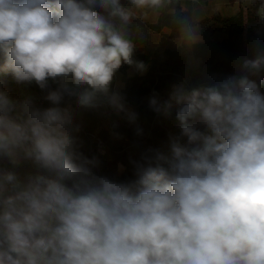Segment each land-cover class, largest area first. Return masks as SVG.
I'll return each mask as SVG.
<instances>
[{
	"label": "clouds",
	"instance_id": "obj_1",
	"mask_svg": "<svg viewBox=\"0 0 264 264\" xmlns=\"http://www.w3.org/2000/svg\"><path fill=\"white\" fill-rule=\"evenodd\" d=\"M132 16L122 0H0V84L35 82L47 104L0 87V264H264V94L252 78L264 51L240 75L153 92L150 109L175 108L178 134L168 153L130 159L133 178L96 175L99 159L81 151L77 109L123 114L144 134L112 87L122 65L148 69Z\"/></svg>",
	"mask_w": 264,
	"mask_h": 264
},
{
	"label": "trees",
	"instance_id": "obj_2",
	"mask_svg": "<svg viewBox=\"0 0 264 264\" xmlns=\"http://www.w3.org/2000/svg\"><path fill=\"white\" fill-rule=\"evenodd\" d=\"M262 0H252L251 3L243 6L239 12L232 16H224L221 13H216L209 27L202 32L205 37L204 42L193 43V53L197 59L201 60L200 68L210 67L208 74L204 78H197V84L205 81H211L212 75L221 77L222 72L220 67L227 69L228 75H240L239 61L243 58H251L256 49L264 51V15L261 13ZM206 23V22H203ZM197 25L190 14L183 11L181 6L173 2L169 7L161 11L159 20L156 24L150 27L157 32H160L164 27L173 29L174 32L185 28ZM209 33L222 36V40H213L209 38ZM169 55V64L175 71H180L183 68H189V62L186 56L177 50H167ZM215 53H220L227 56L222 61L215 62ZM135 58L145 62L147 65L151 62L148 54L142 53L141 50L135 48ZM132 67L122 65L119 70L121 80L124 83V88L121 90L126 98L129 106L138 114V123L144 130L141 137H137L134 133V127L130 125L123 114L117 115L111 110H108V119L114 133H119L130 139L133 143L142 144L149 139L153 123L160 116L162 120H166L168 116L175 113V108L168 115H157L149 105V97L153 92L158 93L162 98H167L172 91H168V81L172 85H179L182 82L175 78L169 77V74L160 73L156 65L152 64L145 74H140L135 70L134 75H129L128 71ZM190 73L197 76V72L190 70ZM256 79L260 91L264 94V71L259 76L252 77ZM212 82V81H211ZM28 85L31 89L42 93L44 92L35 84L17 83L10 75L4 78V82L0 84L6 90L9 96L14 100H20L22 94L21 87ZM189 87V86H188ZM108 134V131L103 132ZM83 153L89 158L97 157V148L87 146ZM25 171H30L29 164L22 166ZM94 173L98 176H105V167L99 161V166L94 169ZM114 174H111V178Z\"/></svg>",
	"mask_w": 264,
	"mask_h": 264
},
{
	"label": "rangeland",
	"instance_id": "obj_3",
	"mask_svg": "<svg viewBox=\"0 0 264 264\" xmlns=\"http://www.w3.org/2000/svg\"><path fill=\"white\" fill-rule=\"evenodd\" d=\"M122 3L127 4V0H122ZM130 9L133 13V16L130 22L136 21L138 22V24L141 23V21L139 20V15L141 12L136 10L134 6ZM261 12L263 11L261 10ZM195 23L197 25L200 23V26L194 25L192 27L185 28L186 30L183 29L181 31H177L176 33H174V36H179L181 33H186V32H191V33L192 32L198 33L200 31L202 32L204 29H207L209 27V23H203V21L199 23L198 22H195ZM127 26L128 25L125 26V29L127 28ZM150 26L151 25H149L148 27ZM151 37L150 39H148L147 37V40H150L149 42L152 43L154 46V44L157 43L158 40H154ZM209 38L220 41L222 40L223 37L217 34L209 33ZM139 50H142V49H139ZM166 51L153 50V51L147 52V54L151 58V62L148 64V67L154 64L156 65L158 72L169 74V77L175 78L178 81L185 83L186 86H189V87H195L201 83H211V81H205V82H201L197 84V78L199 77L204 78L208 74L209 68H210L207 66L201 69L200 59H198L200 61L199 66L194 65L195 63L194 64L189 63L190 69L183 68L180 71H175V69L173 70V68H171V65L168 63L169 55L166 53ZM214 57H215V62L222 61L227 58V56L220 54V53H215ZM190 70L197 72V76H194L193 74H191ZM220 70L222 72L221 78L228 76L227 69L225 67L221 66ZM120 86H121V77L119 74H117L112 87L114 90L119 91ZM21 90H22V94L20 96L21 101L27 97H32L38 104L47 106L45 101L44 103H42L43 96H40L42 93L31 89L28 85H23L21 87ZM171 90H172V85L168 81V91H171ZM72 106L74 109L77 108L74 100L72 101ZM129 108L132 111H134L132 107L129 106ZM77 111L79 112L78 120H80L86 128L100 135L104 142V144L99 147L96 144H94L92 140L87 139L84 135L76 134L79 140L81 141V151L83 152L86 148H88L87 146H91L93 148L96 145L97 158L99 159L101 164L105 167V176L111 178V174H114V176H112L111 179L125 180V179L133 178L132 177V166L129 163V160L138 158L140 153L149 147L159 149L160 151L164 153H168L169 137L164 133L161 125L164 124L165 126H171L174 128H178L177 127L178 122L175 119V113L168 116L166 120H162L161 117L158 116L153 123V128L149 136V139L142 144H136L123 135H121L123 137L122 139H117L114 136V132L112 131L110 132L107 129V128L111 129L107 114L101 115V114H98V113H95V112H92L86 109H77ZM105 131H108V134L103 133ZM120 165L124 166L123 172H121L119 169ZM20 171L22 173L26 172L23 169V167L20 169Z\"/></svg>",
	"mask_w": 264,
	"mask_h": 264
},
{
	"label": "crops",
	"instance_id": "obj_4",
	"mask_svg": "<svg viewBox=\"0 0 264 264\" xmlns=\"http://www.w3.org/2000/svg\"><path fill=\"white\" fill-rule=\"evenodd\" d=\"M173 2L178 3L183 11L190 14L194 22L199 23L203 21L210 23L216 13H221L224 16L235 15L243 6L251 3L252 0H163L162 6L159 8H136V10L141 12L139 20L142 25L141 23L138 24L136 21L130 22L125 29L136 49H142L141 51L146 54L153 50H177L187 57L189 63H195L194 65L199 66L200 61L193 53V43L205 41L203 32H186L181 33L179 36H174L176 32L169 27H164L160 32L154 31L151 27H148L149 25L156 24L159 20L161 11L169 7ZM126 5L129 8L133 7L132 5ZM261 10L263 11L261 13L264 15V0H262ZM197 26H200V23ZM147 37L148 39L151 37L154 40H158V42L153 46V44L149 42L150 40H147ZM149 68L150 66L148 70ZM128 73L130 76L134 75L135 69L131 68ZM123 88L124 83L121 80L119 91L121 92ZM107 129L113 132L112 128Z\"/></svg>",
	"mask_w": 264,
	"mask_h": 264
},
{
	"label": "built area",
	"instance_id": "obj_5",
	"mask_svg": "<svg viewBox=\"0 0 264 264\" xmlns=\"http://www.w3.org/2000/svg\"><path fill=\"white\" fill-rule=\"evenodd\" d=\"M42 103H44V101H42ZM78 122L81 125V130L77 134L84 135L87 139L92 140L93 143L99 147L104 144L103 139L100 135H98V134L94 133L92 130L86 128L80 120H78ZM161 127H162V130L164 131V133L168 137L170 135L178 134V128H174L171 126H165L164 124H162Z\"/></svg>",
	"mask_w": 264,
	"mask_h": 264
}]
</instances>
